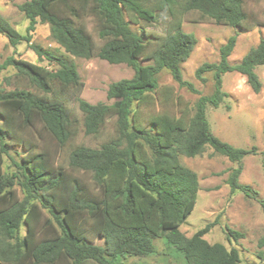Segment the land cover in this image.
Listing matches in <instances>:
<instances>
[{
	"label": "trees",
	"instance_id": "trees-1",
	"mask_svg": "<svg viewBox=\"0 0 264 264\" xmlns=\"http://www.w3.org/2000/svg\"><path fill=\"white\" fill-rule=\"evenodd\" d=\"M17 6L30 20L27 32L0 14V33L12 46L28 42L39 59L56 67L14 55L0 61V75L13 67L14 75L25 81L9 90L0 87V264H122L129 257L155 254L157 237L175 248L185 264H242L238 248L205 238L218 219L191 236L180 229L199 190L197 173L181 162V155H200L210 145L241 162L255 151L212 133L206 109L219 106L227 95L222 90L226 72L242 73L255 92L261 90L256 68L264 66V37L231 64L237 42L231 35L220 46L219 61L196 69L203 80L204 73L212 72L214 91L196 101L191 116L185 110L178 116L158 112L145 126L139 109L152 99L164 69L180 86L198 92L183 77L182 63L197 43L196 36L182 28L184 16L193 14V22L247 27L246 0H26ZM159 17L168 22L165 33L144 27L138 33L131 27ZM38 22L49 24L52 38L70 55L97 56L135 70L132 77L110 83L107 96L114 102L91 103L80 96L84 82L76 64L32 41ZM71 98L77 106L71 105ZM112 117L114 137L99 146L77 144L69 154V167L91 172L92 184L55 164L48 150L36 151L35 141L25 133L41 123L64 146L82 130L100 136ZM8 137L29 146L21 161H13L17 168L11 171L3 166ZM241 171L239 165L229 175L231 190L254 196L256 192L239 181ZM259 202L264 212V198ZM89 231L100 234L105 243L90 242ZM230 235L242 233L228 228V240ZM258 246L264 248V233Z\"/></svg>",
	"mask_w": 264,
	"mask_h": 264
},
{
	"label": "rangeland",
	"instance_id": "rangeland-1",
	"mask_svg": "<svg viewBox=\"0 0 264 264\" xmlns=\"http://www.w3.org/2000/svg\"><path fill=\"white\" fill-rule=\"evenodd\" d=\"M24 1L26 0H0V14L18 31L25 34L30 20L17 6ZM246 9L249 17L247 27H231L212 21L193 22L191 21L193 14L187 13L184 16L182 28L193 33L197 43L188 59L182 63L183 77L192 82L198 92L180 86L168 70H162L158 74L157 91L153 93L150 102L139 109V118L145 126H149L148 117L158 112L178 116L185 110L191 116L196 101L202 95L213 93L212 72L204 73L206 80H203L196 76V69L204 62L219 61L220 46L231 35L237 36L235 48L229 56L231 64L240 62L243 56L260 42L264 37V0H246ZM127 19L130 20L128 17ZM167 23L166 19L159 17L153 23L142 21L139 24L131 23V27L138 33L143 32V27L148 31L165 33ZM32 41L57 55L68 56L76 64L84 82L80 96L91 103L114 102V99L107 96L110 83L130 78L135 73V70L126 63H110L97 56L83 58L68 54L52 38L48 23H37ZM10 55L48 67H56L46 59H39L28 42L22 41L12 46L8 38L0 33V61ZM148 62L150 61H141L143 64ZM256 72L262 82L259 92L252 89L242 73L238 71L224 73L222 90L227 95L219 106L208 105L206 109L212 133L236 147L249 149L255 147V151L246 155L241 162L231 161L227 156L214 151L210 145H207L200 155L193 157L181 155V162L197 173L199 190L196 205L180 229L187 236H191L207 223L218 219V223L205 234V238L211 243L222 242L228 248H238L242 264H264V248L258 246V240L264 233V212L259 202V199L264 198V66H258ZM14 73L13 67L3 70L0 75V87L9 90L24 85L25 81L17 78ZM6 76H10L9 81L5 79ZM71 105L77 106L74 98H71ZM114 122L115 117L110 118L103 133L98 137L86 135L82 130L64 146L43 129L41 123L26 129L25 133L35 141L33 145L36 147L33 148L36 151L48 150L55 164L64 165L67 171L92 184L91 172L69 167L70 151L77 144L99 146L114 137L116 135ZM7 140L9 149L8 153L4 154L3 166L4 170L11 171L17 168L13 161H21L22 155H27L29 146L9 137ZM239 165L242 166L239 181L248 184L256 192L254 196L249 197L240 190H231L228 178ZM228 228L242 233V236L230 235L228 240ZM89 232L90 242L101 245L105 243L100 234ZM154 244L155 254L129 257L122 264H185V259L178 257L181 254L172 246H166L162 237L155 238Z\"/></svg>",
	"mask_w": 264,
	"mask_h": 264
}]
</instances>
